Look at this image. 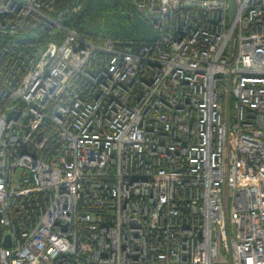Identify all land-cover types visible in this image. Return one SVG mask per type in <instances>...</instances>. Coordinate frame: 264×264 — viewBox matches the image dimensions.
I'll use <instances>...</instances> for the list:
<instances>
[{
	"label": "built area",
	"instance_id": "1",
	"mask_svg": "<svg viewBox=\"0 0 264 264\" xmlns=\"http://www.w3.org/2000/svg\"><path fill=\"white\" fill-rule=\"evenodd\" d=\"M133 4L0 0V264H264V0Z\"/></svg>",
	"mask_w": 264,
	"mask_h": 264
},
{
	"label": "trees",
	"instance_id": "2",
	"mask_svg": "<svg viewBox=\"0 0 264 264\" xmlns=\"http://www.w3.org/2000/svg\"><path fill=\"white\" fill-rule=\"evenodd\" d=\"M65 23L92 41L111 39L137 48L156 32L137 12L133 0H60Z\"/></svg>",
	"mask_w": 264,
	"mask_h": 264
},
{
	"label": "water",
	"instance_id": "3",
	"mask_svg": "<svg viewBox=\"0 0 264 264\" xmlns=\"http://www.w3.org/2000/svg\"><path fill=\"white\" fill-rule=\"evenodd\" d=\"M117 44H119V45H123L124 43L117 42ZM6 244H9V243H8V240H6Z\"/></svg>",
	"mask_w": 264,
	"mask_h": 264
}]
</instances>
